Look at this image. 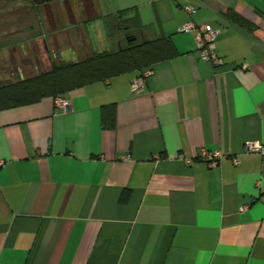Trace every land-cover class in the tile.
Segmentation results:
<instances>
[{
  "label": "crops",
  "instance_id": "0c3cea01",
  "mask_svg": "<svg viewBox=\"0 0 264 264\" xmlns=\"http://www.w3.org/2000/svg\"><path fill=\"white\" fill-rule=\"evenodd\" d=\"M187 6L222 66L181 31ZM130 33L175 50L140 93L129 72L68 92L67 114L51 97L0 111V264H264V154L243 149L264 147V0H0V68L24 78Z\"/></svg>",
  "mask_w": 264,
  "mask_h": 264
},
{
  "label": "trees",
  "instance_id": "16d2710c",
  "mask_svg": "<svg viewBox=\"0 0 264 264\" xmlns=\"http://www.w3.org/2000/svg\"><path fill=\"white\" fill-rule=\"evenodd\" d=\"M124 46L112 51L90 54L75 62L52 63L48 72L31 78H17L0 86V111L54 99L96 82L106 81L129 72L139 74L154 64L169 60L175 50L168 39L138 42L130 33ZM102 126L115 128V106L101 108Z\"/></svg>",
  "mask_w": 264,
  "mask_h": 264
},
{
  "label": "built area",
  "instance_id": "2783aa9c",
  "mask_svg": "<svg viewBox=\"0 0 264 264\" xmlns=\"http://www.w3.org/2000/svg\"><path fill=\"white\" fill-rule=\"evenodd\" d=\"M188 21L181 26L182 32H190L195 30V43L198 50V57L200 60L209 62L214 68H218L223 65V61L217 56L215 48V39L217 31L214 30L208 24L195 25L192 21V17L196 13V9L191 6L184 8ZM242 69H247L246 64L241 65ZM151 74L150 70H144L137 75L131 82L132 94H138L142 91L145 85L146 78ZM54 111L56 113H70L72 107L70 101L65 96H58L53 99ZM243 149L247 153H254L263 155L264 147L257 141H247L243 144ZM202 160L209 167L217 165L218 161L222 158L221 154L217 151L204 152L201 156ZM233 164L238 163L237 158L232 159Z\"/></svg>",
  "mask_w": 264,
  "mask_h": 264
},
{
  "label": "rangeland",
  "instance_id": "374dc122",
  "mask_svg": "<svg viewBox=\"0 0 264 264\" xmlns=\"http://www.w3.org/2000/svg\"><path fill=\"white\" fill-rule=\"evenodd\" d=\"M28 63H30V64H24L23 63V65H24V68H23L24 78H31V77H34L38 74L48 72L51 68V64L53 63V61L49 60V65L48 64L44 65L39 70V72L36 69H34V64L31 61H29ZM54 63H59V62H54ZM7 65L8 64L4 62V68L3 69L0 68V86L7 85L10 83H14L17 80V79H13L9 76V73H8L9 70H8Z\"/></svg>",
  "mask_w": 264,
  "mask_h": 264
}]
</instances>
